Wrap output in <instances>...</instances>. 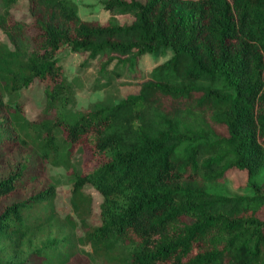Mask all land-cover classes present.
Returning a JSON list of instances; mask_svg holds the SVG:
<instances>
[{"label": "trees", "instance_id": "trees-1", "mask_svg": "<svg viewBox=\"0 0 264 264\" xmlns=\"http://www.w3.org/2000/svg\"><path fill=\"white\" fill-rule=\"evenodd\" d=\"M15 2L0 0V152L24 157L0 175V264H264V0H102L103 23L74 0H26L19 20ZM167 48L135 93L71 109L60 51L102 70ZM35 79L28 120L4 96ZM46 164L69 181L62 216ZM231 172L246 193L216 190Z\"/></svg>", "mask_w": 264, "mask_h": 264}, {"label": "rangeland", "instance_id": "rangeland-1", "mask_svg": "<svg viewBox=\"0 0 264 264\" xmlns=\"http://www.w3.org/2000/svg\"><path fill=\"white\" fill-rule=\"evenodd\" d=\"M74 1L77 5L78 14L83 19H94L103 23L112 14L109 10L104 9L102 0ZM10 11L16 19L30 20L26 0H16L11 6ZM112 16L121 23H129L131 21L129 14L114 13ZM0 41H6V37L1 30ZM170 54L171 50L169 48L159 53H144L138 57L136 64L132 67L112 60L100 70L101 60L99 58L102 59L101 56L87 58L86 53H76L67 49L60 51L57 54L58 62L63 66V74L70 81L73 89L71 109L75 112L81 111L89 108L95 101L111 104L128 93H135L139 83L145 79L147 72L155 64L168 58ZM135 69H138L139 72L135 71ZM8 99L7 96H4L5 101H16L22 104V111L26 119L39 118L44 104L43 84L35 79L28 86L16 91L10 100ZM0 155V175L4 174V171L8 167H14V162L15 164L18 161L22 162L24 157L23 153L17 149H13L9 153L8 151L0 152ZM78 160L79 156L75 159V162ZM28 161L32 162L33 157L28 158ZM43 177L45 178V182H50L55 187V195L50 204L54 206L57 213L61 216L69 213V181L67 180L65 170L59 166L46 164ZM243 181L244 174L231 172L227 177H224L223 182L219 186H216V190L229 194L246 193L248 189ZM83 189L91 195V212L88 220L96 224L99 221L98 204L100 195L89 184H85ZM76 230L80 233L79 228Z\"/></svg>", "mask_w": 264, "mask_h": 264}]
</instances>
